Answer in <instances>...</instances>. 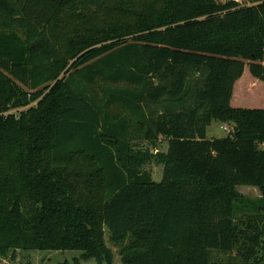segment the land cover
Listing matches in <instances>:
<instances>
[{
  "label": "trees",
  "instance_id": "1",
  "mask_svg": "<svg viewBox=\"0 0 264 264\" xmlns=\"http://www.w3.org/2000/svg\"><path fill=\"white\" fill-rule=\"evenodd\" d=\"M250 1L0 0V259L112 264L107 230L121 264H264V108L235 106L246 69L264 87ZM101 9L110 20L55 38L65 13ZM213 120L236 130L207 139ZM160 136L166 153L130 145ZM152 157L159 182L141 170Z\"/></svg>",
  "mask_w": 264,
  "mask_h": 264
},
{
  "label": "rangeland",
  "instance_id": "2",
  "mask_svg": "<svg viewBox=\"0 0 264 264\" xmlns=\"http://www.w3.org/2000/svg\"><path fill=\"white\" fill-rule=\"evenodd\" d=\"M242 5L254 4L250 0H236ZM84 16V17H83ZM111 19V16L104 10L97 11H84V12H67L61 18V24L59 30L55 33V38L58 35L69 33L77 28L83 26L86 23L103 24L104 22ZM250 80L253 78L248 73L247 69L244 72V77L238 83V86H242L246 90V96L240 97L241 89L239 87L236 90V96L238 100V106L242 108H264V87L260 85V82H253L252 88ZM103 82L99 81L98 84L93 88L94 91L98 92L100 87L103 86ZM243 95V94H241ZM234 106V107H235ZM113 115H118L121 111L115 108H111ZM229 123H221L218 121H211L206 129V138L215 139L227 136L232 131V125ZM131 147L135 151L147 152L151 156L157 153H166L168 149V140L165 137H158L156 140H145V139H133L130 143ZM262 147V146H260ZM142 172L149 175L150 179L155 182H159L162 179L163 165L156 162L155 158L148 159L141 166ZM238 192L250 199L257 200L261 198V192L259 188L253 186H238ZM105 241L108 247L114 252L112 264H121L119 257L116 253L117 249L108 241V231H105ZM78 260L79 264H97L93 259L83 260L81 254L78 251H17L16 260L10 263L7 259H0V264H75L74 260ZM210 260L212 264H255L251 259L248 262H244L243 259L237 254L236 251L224 253L216 250H212L210 253Z\"/></svg>",
  "mask_w": 264,
  "mask_h": 264
},
{
  "label": "water",
  "instance_id": "3",
  "mask_svg": "<svg viewBox=\"0 0 264 264\" xmlns=\"http://www.w3.org/2000/svg\"><path fill=\"white\" fill-rule=\"evenodd\" d=\"M232 129H233V131H235V130H236V127L233 125V126H232Z\"/></svg>",
  "mask_w": 264,
  "mask_h": 264
},
{
  "label": "crops",
  "instance_id": "4",
  "mask_svg": "<svg viewBox=\"0 0 264 264\" xmlns=\"http://www.w3.org/2000/svg\"><path fill=\"white\" fill-rule=\"evenodd\" d=\"M231 126V125H230Z\"/></svg>",
  "mask_w": 264,
  "mask_h": 264
}]
</instances>
